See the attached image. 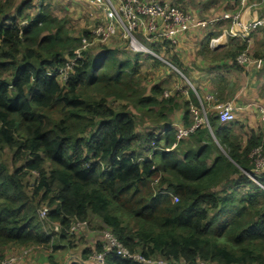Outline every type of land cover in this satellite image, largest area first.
<instances>
[{
    "label": "trees",
    "instance_id": "1",
    "mask_svg": "<svg viewBox=\"0 0 264 264\" xmlns=\"http://www.w3.org/2000/svg\"><path fill=\"white\" fill-rule=\"evenodd\" d=\"M14 3L0 0V250L57 251L65 241L72 247L74 222L91 225L95 218L147 258L264 264V189L249 176L264 132H246L236 119L222 124L202 100L209 126L179 138L171 114L183 109L181 126L191 128L201 103L194 92L182 105L164 98L160 85L150 95L141 91V63L158 60L145 53L86 50L61 82L50 72L93 35H71L48 4L25 17L30 2L12 14ZM248 43L229 54L233 64ZM164 46L156 52L183 69L173 45ZM256 178L264 185V172ZM43 207L60 232H45ZM94 250L102 247L85 248L82 260ZM107 261L139 264L114 253Z\"/></svg>",
    "mask_w": 264,
    "mask_h": 264
},
{
    "label": "built area",
    "instance_id": "2",
    "mask_svg": "<svg viewBox=\"0 0 264 264\" xmlns=\"http://www.w3.org/2000/svg\"><path fill=\"white\" fill-rule=\"evenodd\" d=\"M92 3L104 7L105 19L103 22L95 26L91 34L93 39L87 37L82 39L80 47L75 51L74 56L69 59L67 64L58 70L57 73L50 72L49 75H56L61 82H66L69 75L78 59L83 55V52L94 43H107L117 35H123V38L128 42L129 48L135 53H146L155 58L162 59L160 54L156 52L157 47H162L166 42L174 45L178 43L179 37L187 34L196 28L213 27L218 21L216 18L198 19L188 13L179 5H174L164 0H90ZM234 3L239 2L245 5L248 0H232ZM39 12V11H38ZM228 16L226 15L225 18ZM234 26L228 30L230 34L240 36L244 40H250L252 34L258 28H264V15L246 20L242 13H236L231 16ZM27 22V21H26ZM23 24H26L23 22ZM156 47V48H155ZM240 64L246 65L251 61L248 51H245L238 57ZM173 67L171 64L163 61ZM174 68V67H173ZM193 86V85H191ZM181 91V89H178ZM204 111V119L197 120L196 124L191 128H184L180 124H173V127L178 130V137L183 138L192 133L195 128L201 124L209 126L208 118L205 113L203 102L201 103ZM234 102H226L217 105L215 108L218 111V117L222 124H228L236 119V108ZM259 113L264 127V107L259 106ZM196 114L197 111L193 110ZM264 131V129H263ZM253 158V174L249 176L264 189V185L256 178V175H261L264 172V148L262 146L256 148L251 153ZM174 201L177 198L174 197ZM48 207H43L39 210L40 219L43 221V228L46 233H58L61 226L57 222L48 223ZM50 227H52L50 229ZM88 228L87 222L76 221L69 229V233L77 234L80 230ZM102 250L96 251L90 255L88 262L95 264H109L107 256L116 254L123 260H133L139 264H170L161 258H147L143 254L132 252L115 236L109 229L102 230ZM33 248H24L21 256H10L0 259V264H17L22 256H26ZM184 264V263H181ZM203 264V263H200Z\"/></svg>",
    "mask_w": 264,
    "mask_h": 264
},
{
    "label": "crops",
    "instance_id": "3",
    "mask_svg": "<svg viewBox=\"0 0 264 264\" xmlns=\"http://www.w3.org/2000/svg\"><path fill=\"white\" fill-rule=\"evenodd\" d=\"M24 1L30 2V6L24 10L23 16L26 17L37 14L46 0ZM83 1L91 6L93 10L96 9L100 12H104L100 5L94 4L89 0ZM164 1L179 5L196 18L199 15V12L194 8L184 7V4H187L186 2H188V0ZM206 1H208V5L204 7V9L206 8L204 11L205 15L211 16L209 18H216L218 21H216L213 27L196 28L192 30L191 33L179 37L178 43L173 45L172 54L180 61L183 69L190 76L195 88H197V91L199 90L203 97L207 99L209 111H216L215 107L217 104H221L225 100L230 99L237 106L236 113H240V118L237 119V122L245 126L246 132L249 129L257 130V128H255L254 116L251 113L253 107L252 103L256 102V100L252 101L251 99L258 97V86L264 84V29L258 28L252 36L253 45H257L259 48L255 51V59L246 65L240 64L238 61L239 55L236 57V64H233V59L229 54L236 52L244 39L240 36L230 34L228 30L234 26L233 20L230 17L236 13H242L243 18L249 21L255 17L263 16L264 0H248L245 5H241L239 2L234 3L232 0H205V2ZM217 7H219L218 10L215 9ZM16 10L17 8L12 13L16 14ZM31 10H33V12H31ZM210 10H212L213 13L207 14ZM226 15L228 16L227 18H225ZM203 44L206 46L205 48H203ZM249 45L248 43V51L250 48ZM144 61L147 62L150 60L145 57ZM247 79L248 85L245 84ZM183 113V109H180L171 114L170 119L173 124L183 125ZM240 125H238L237 128H239ZM92 224L102 226L95 218ZM90 226L92 227V225L88 224V228L80 230L79 233L89 232ZM98 230V235H96L95 238H93L92 235L91 239L86 240L87 246L81 250V255L85 248H92L98 245L102 247L103 229L98 227ZM62 245L63 247L58 250L67 248L72 250L75 248V245L72 247L68 246L66 241L62 242ZM13 247L14 246H10L6 249L12 248V254L10 255L13 256L20 254L23 250L22 247ZM27 256L25 258L26 260L33 257L32 253ZM50 256H52V261L50 260ZM45 257L48 259H45L46 261L43 264H61L53 254L48 256L45 255ZM69 259L70 260L66 264H72L74 262L91 264L88 261L84 262L80 256L77 257L72 255V252Z\"/></svg>",
    "mask_w": 264,
    "mask_h": 264
},
{
    "label": "rangeland",
    "instance_id": "4",
    "mask_svg": "<svg viewBox=\"0 0 264 264\" xmlns=\"http://www.w3.org/2000/svg\"><path fill=\"white\" fill-rule=\"evenodd\" d=\"M15 3V8L12 10L14 11L16 8L21 6L22 2L24 0H14ZM90 1V0H89ZM193 1V2H192ZM186 2L187 4H184V7L186 8H194L197 12H199L198 19H211L209 15H205L204 7L208 5V1L205 2V0H192ZM91 2V1H90ZM45 4H48L50 6L51 11L54 13L55 16L59 17L66 23V28L69 30L70 34L73 36H81L83 31L88 30L92 32V30L103 22L105 19V10L104 7L101 6V8L104 10V12H100L99 10H93L91 6H89L86 2L83 0H46ZM219 9V7L215 8ZM33 12V10H31ZM213 13L212 10L207 12V14ZM15 14V13H12ZM25 23H27L25 21ZM192 31L187 32L191 33ZM249 51L248 55L253 61L255 59V51L257 48H259L257 45H253V38H250L249 41ZM109 47L113 49H118L120 52H127L131 55L135 54L134 51H132L129 48L128 42L123 38V35H117L112 40H110L107 43H98L94 42L88 50L95 53L101 50L102 47ZM144 54V53H143ZM146 54V53H145ZM162 59H158L157 61L153 59H149L150 61H143L141 63V68H140V84H141V91L146 93L147 95L151 94V89L154 85H160L165 89V94L164 98H169V97H174L179 104H183L185 101L184 99L189 96H191V92L195 93V96L198 98L199 102L202 103V100L207 101L206 98L203 97V95L197 91V88H195V85L193 81L190 79V76L184 71V69L177 67L171 60L170 55H167L165 53H159ZM155 58V57H154ZM171 64L173 67L170 65L166 64L165 62ZM248 64V63H247ZM261 71V70H260ZM167 77V79H166ZM142 82V83H141ZM245 84L248 85V79L245 81ZM193 85V86H191ZM178 89H181L179 91ZM196 89V90H194ZM259 92H258V97L251 99L252 101L256 100V102H253L252 105V115L254 116V121H255V128L261 129L263 131V123L260 121L261 116L259 113V106L264 107V84H261L258 86ZM232 100L228 99L222 102L221 104H224L226 102H230ZM220 105V104H217ZM207 105H205L206 107ZM204 107V104H203ZM157 110V108L155 109ZM206 112V109H204ZM136 111V110H134ZM239 114V115H238ZM139 116H141V113H139ZM196 120H201L204 119V111L203 109L200 110L199 112L196 113ZM238 116V117H237ZM171 117V116H170ZM240 118V113H236V120ZM140 128H145L148 125L144 124L143 121L139 122ZM239 132V131H238ZM264 132V131H263ZM92 227L90 226L89 232H85L79 235L76 234L74 238V244L75 248L74 249H60L58 251H55L53 248L49 249H43V248H33L30 253H32V258L26 260V256L29 255L27 254L25 257L22 256V259H25L24 261H21L19 259L17 264H43L45 263V259H48L45 257V255H51L53 254L54 257L57 259L58 262L61 264H66L70 260L69 257L71 255H75L77 257H81V250L87 246V239H91V236L93 235V238H95L97 232H99L98 227L99 225L97 224H91ZM52 227H50L51 229ZM98 230V231H97ZM86 234V235H85ZM88 234V235H87ZM54 237V236H53ZM82 237V238H81ZM80 238V239H79ZM55 244H57V238L55 237L54 239ZM14 248V247H13ZM24 249V248H23ZM16 251V250H14ZM22 253V252H21ZM20 254H16L15 256H21ZM12 254V248L5 250L2 252L0 250V259H4L13 255ZM28 257V256H27Z\"/></svg>",
    "mask_w": 264,
    "mask_h": 264
}]
</instances>
